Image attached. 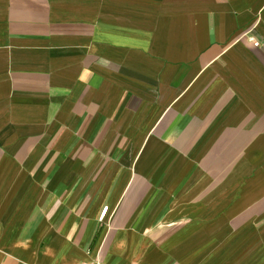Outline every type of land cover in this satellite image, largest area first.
Segmentation results:
<instances>
[{
  "label": "crops",
  "instance_id": "1",
  "mask_svg": "<svg viewBox=\"0 0 264 264\" xmlns=\"http://www.w3.org/2000/svg\"><path fill=\"white\" fill-rule=\"evenodd\" d=\"M95 260L264 264V0H0V264Z\"/></svg>",
  "mask_w": 264,
  "mask_h": 264
},
{
  "label": "built area",
  "instance_id": "2",
  "mask_svg": "<svg viewBox=\"0 0 264 264\" xmlns=\"http://www.w3.org/2000/svg\"><path fill=\"white\" fill-rule=\"evenodd\" d=\"M109 210V207H105L103 209V211L101 212V219H104L107 212ZM82 264H101L98 260H95V261H91V262H86V263H82Z\"/></svg>",
  "mask_w": 264,
  "mask_h": 264
}]
</instances>
